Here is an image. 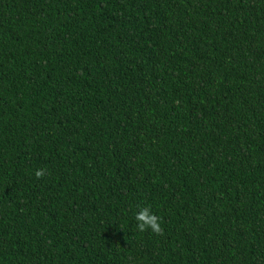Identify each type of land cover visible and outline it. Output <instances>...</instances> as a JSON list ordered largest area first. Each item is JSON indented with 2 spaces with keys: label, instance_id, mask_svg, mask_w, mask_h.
Masks as SVG:
<instances>
[{
  "label": "trees",
  "instance_id": "16d2710c",
  "mask_svg": "<svg viewBox=\"0 0 264 264\" xmlns=\"http://www.w3.org/2000/svg\"><path fill=\"white\" fill-rule=\"evenodd\" d=\"M0 264H264V0H0Z\"/></svg>",
  "mask_w": 264,
  "mask_h": 264
},
{
  "label": "clouds",
  "instance_id": "9594fccd",
  "mask_svg": "<svg viewBox=\"0 0 264 264\" xmlns=\"http://www.w3.org/2000/svg\"><path fill=\"white\" fill-rule=\"evenodd\" d=\"M46 169H37L35 176L39 179L46 175ZM136 228L140 233L150 230L157 235H164L161 218L153 213L151 207H140L135 215Z\"/></svg>",
  "mask_w": 264,
  "mask_h": 264
}]
</instances>
